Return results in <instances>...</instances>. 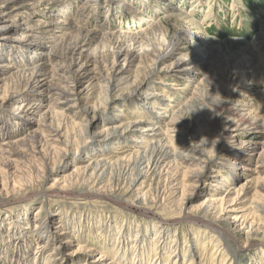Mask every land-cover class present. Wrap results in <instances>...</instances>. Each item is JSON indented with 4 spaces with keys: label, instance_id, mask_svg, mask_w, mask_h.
<instances>
[{
    "label": "rangeland",
    "instance_id": "374dc122",
    "mask_svg": "<svg viewBox=\"0 0 264 264\" xmlns=\"http://www.w3.org/2000/svg\"><path fill=\"white\" fill-rule=\"evenodd\" d=\"M55 1L57 18L65 17L68 7L75 11L87 2ZM97 2L101 6L113 5L116 11L125 14L119 13L110 20L105 13L92 11L91 15L79 20L89 30L98 29L103 24L113 32L151 33V38L163 51L171 50L189 31L196 36L191 41L181 40L179 44L187 48L182 52L199 55L205 60V68L193 77V83L184 80L188 75L172 71L154 75L146 90L159 99L166 110L155 106L145 111L142 108L144 99H122L106 104L105 95L96 86L80 103L82 107L96 108L92 135H83L82 138L79 134L80 124L87 123L82 119L75 121L79 125L61 124V134L69 144L67 148L54 141L57 139L54 133L50 134L45 128L9 126L7 119L15 114L12 111H19V104L5 103V112L0 108V142L2 137L7 141L24 137L25 141L13 145L18 154L0 155V251L6 254L0 255V264H46V258L61 243L56 235L58 231L53 229V234H49L51 238L44 235V247L38 248L42 239L36 234V226L49 219L54 228L62 226L75 238L70 245H65V252L81 250L76 257L69 256L65 261L60 259V264H94L101 254H106L108 259L124 260L127 264H254L263 261L264 216L256 212L254 206L264 205V172L260 171L264 164V0ZM129 6L137 10L143 7V11L135 14ZM33 17L35 20L43 18L40 12ZM65 27L68 28L63 36L71 35L68 38L71 42L75 30ZM56 35L60 38L62 33ZM67 51L68 46L58 53L64 55ZM178 56L167 64H172ZM186 63L185 67L191 64L190 61ZM135 70L136 67L131 69V78L136 75ZM26 78L14 79L10 90H26L29 86ZM207 78L214 83L213 86ZM238 82L247 84L243 93L247 97V106L240 116L243 121L239 122L240 134L232 139V135L224 130L226 121L234 117L233 109L242 103L234 102L228 107L219 99L226 98L233 84L237 86ZM173 83L177 86L171 85ZM198 83L201 84L200 90H195ZM217 86L227 90H223L222 97H219L222 92ZM120 87L121 93L127 91L126 85ZM101 97L104 99L100 100ZM33 98L34 102L54 107L53 103L44 102L40 97ZM2 101L0 99V104ZM178 112H189L187 122L197 132L196 142L202 138V145L213 163L204 165L170 158L159 168V176L154 180L153 176L146 177V164L139 163L138 156L148 155L144 152L145 145L140 141L134 144L132 139H125L122 135L115 139L100 135L109 128L107 119L114 118L118 121L114 124L116 126L144 120L143 126L147 130L155 128L148 130L147 135L164 136L172 118H179ZM54 121L53 126H57L59 120ZM154 121L159 124L154 126ZM34 130L38 133L33 138L25 137ZM168 134L172 138L175 136L171 131ZM175 140L174 144L168 145L170 150L177 147ZM242 151L246 152V161L243 162L236 159L241 156L238 152ZM96 161L106 162L96 171L74 174L77 168H86ZM202 167L212 180L206 177L203 183H199L191 178ZM213 168H219L221 174L230 178L227 185L232 188L245 187L239 207L249 215L246 220L248 225H253L252 230L242 225L234 226L232 220H222L227 218L223 212L211 210L204 204L212 194L210 189H217V192L220 190L218 186L227 189L222 187L223 179L212 172ZM207 223L218 228L219 232ZM14 231H21V235H15ZM103 263L109 264L108 261Z\"/></svg>",
    "mask_w": 264,
    "mask_h": 264
},
{
    "label": "bare ground",
    "instance_id": "6f19581e",
    "mask_svg": "<svg viewBox=\"0 0 264 264\" xmlns=\"http://www.w3.org/2000/svg\"><path fill=\"white\" fill-rule=\"evenodd\" d=\"M96 1L87 0L85 4L80 5V7L78 6L75 11L69 7L68 9L65 8L66 16L57 18L58 12L54 7L57 1L55 0H0V99L3 100L0 108L5 112V106L3 108L5 103L14 102L19 104V111H12L15 114L9 115L11 116L9 119L1 118L3 120L7 119L9 126L15 125L21 129L36 126L37 130L45 128L50 134L54 133L57 138L54 141L67 148L69 144L67 139H63L61 124L79 125L75 121L82 119L81 121H87V123L80 124L79 134L82 138L83 135H92V121L95 120L96 108L86 105L82 107L80 103L96 86H98V89L100 88L102 95H105L106 104L122 99L126 101H141V99H144L145 106L142 108L145 111L155 106L160 107V110H166L159 99H155L156 97L149 94L146 90V87H149V81L154 78V75L159 74V72L172 71L178 75H188L184 80H186V83H193V77H196L205 68V60L199 57V55H187L182 52L187 48H182V44H179L181 40L191 41L193 36H196L189 31L188 33L186 32V35H183L184 38L179 43H176L171 50L163 51L151 38V33L139 32L130 35L113 32L106 25L103 26V24L98 29L89 30L85 27V24H81L79 21L88 14L91 15L95 11L98 13L103 12L111 20L115 15L124 13L116 11L113 5L110 6L107 3V6L103 4L101 6V3H95ZM142 8H138L137 10L129 6V10L135 11V14L142 13ZM38 12H40V16L43 18H39V20L33 19V15ZM65 26H70L75 30V38L71 42L68 41L71 35L67 34L69 36H63V32L68 28ZM59 32L62 35L60 38H57L56 34ZM67 46V53L60 55L58 52ZM47 48L51 51L46 52L45 49ZM177 55H179L178 58L172 64H167L172 58L177 57ZM6 60L12 63L8 64L5 62ZM188 61L191 64L185 67ZM133 67H136L135 72H133L136 75L131 78V69ZM106 69H108V72H105L107 71ZM21 77H27L26 79L29 80L28 88L23 91H21L23 88L11 91L9 88L11 82ZM207 79L208 83L213 86L214 83L209 78ZM234 84L229 94L226 95V98L222 97L227 91L224 90L225 87L221 88L217 86L219 88L217 90L220 93L222 92L221 96H219L222 99L220 98L219 100L224 106L229 107L234 102L242 103L238 108L235 107L233 109L234 117L226 121L227 125L224 130L232 135V139L238 138L240 134L241 125H239V122L242 121L240 116L245 111L244 107L247 106L245 104L247 97L243 94L247 84H239V82L237 86ZM122 85H126L127 91L125 90L126 92L124 93L123 91L121 93L120 86ZM171 85L177 86L176 83ZM195 86V90H200V83L195 84ZM201 90L204 91L203 89ZM34 96L35 98L40 97L44 102L53 103L54 107L44 105L43 102H34ZM104 98L101 97L100 100ZM242 98L243 100H241ZM178 113L179 120L172 118L173 120L168 125V131L175 134V142L178 143L177 147L171 150L168 148V145L174 142V138L169 136L168 131L163 134L164 136L156 133L147 135L146 132L152 128L147 130V127L143 126L145 124L144 120L140 122H128L127 124L122 123L116 126L114 124L118 122L117 119L108 118L109 128L101 131L100 135L105 134V138L110 137V139H115L119 135H122L125 139H132L134 144H139L138 142L140 141V144L145 145L144 152L148 155L145 157L138 156L140 157L139 163L143 161L144 163L142 164H146L145 175L146 177L153 176L152 179L159 176V168L170 158H174V160L179 159L184 162H200L204 165L213 163V160L210 159L211 157L206 153L204 145H202V138L196 142L197 132L194 131V126L187 122L190 117L189 112ZM54 120H59L57 126H53ZM153 124L156 126L159 122L154 121ZM37 130L27 133L25 137L33 138L38 133ZM159 136L162 137L156 140ZM23 141H25L24 137L16 141H7L6 138L2 137L0 155L14 156L18 154L13 145L23 144ZM196 144H198L197 147ZM241 150L244 149L242 148ZM245 150L247 151L246 148ZM77 153L80 154L79 151ZM238 153L241 156H237L238 158L236 159H241L242 162L246 161L244 159L246 152L242 151ZM105 162L96 161L91 166L77 168L73 172L76 174L82 171L85 174L92 170L96 171L100 167V164ZM260 168V171L264 172V164ZM212 172L222 177V187H226L227 189L223 190L224 188H220V186L217 187L220 189L218 190L219 192H217V189H210L212 194L204 200V204H207L211 210L219 209L220 213L223 212L227 218H221L222 220H232L231 222L234 226L242 225L244 228L252 230L253 225H248L246 220L249 215L241 211L239 207V202L242 199L241 196L246 190L245 187L235 189L227 185L230 178L228 179L224 174H221L219 168H213ZM208 176L202 167V170L195 173L191 178H195L199 183H203ZM208 178L211 179V177ZM236 178L238 177L236 176ZM231 180L235 181L236 179L233 180L231 178ZM254 210L264 216V205L256 204ZM240 220L243 221L238 224ZM206 225L213 227L215 232H219L215 226L208 223ZM36 229H38V233L36 234L42 239L38 244V248L44 247V235L48 234L47 237L51 238L49 234H53V229L58 231L56 235L59 237V241L61 240L60 245L55 246L54 249L57 253L54 251L50 254L46 258V264H50L52 261L53 264H60V259L65 261L67 257L71 256L73 258L81 253V250L72 253L64 251L65 247L70 245L75 238L69 232H66L62 226L54 228L53 222L50 219L43 221L41 226H36ZM20 232L14 231L13 233L21 235ZM188 253L189 251L187 250ZM4 254L3 251H0V255ZM107 257L106 254H101L93 263L100 262L102 264L103 261H108L109 264H127L124 260H117L116 258L108 259ZM1 259L5 260V257ZM231 260L233 261V259ZM254 264H264V260L257 261Z\"/></svg>",
    "mask_w": 264,
    "mask_h": 264
}]
</instances>
